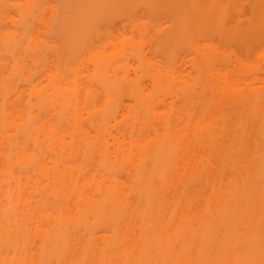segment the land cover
<instances>
[{"label": "bare ground", "instance_id": "6f19581e", "mask_svg": "<svg viewBox=\"0 0 264 264\" xmlns=\"http://www.w3.org/2000/svg\"><path fill=\"white\" fill-rule=\"evenodd\" d=\"M136 5L169 17L159 46L191 56L159 67L142 48L140 70L108 64L99 23ZM226 8L47 0L40 15L37 0H0V264H264V91L247 80L264 81V44L248 45L255 64L195 41ZM254 14L263 24V0ZM50 31L95 63L53 76Z\"/></svg>", "mask_w": 264, "mask_h": 264}, {"label": "rangeland", "instance_id": "374dc122", "mask_svg": "<svg viewBox=\"0 0 264 264\" xmlns=\"http://www.w3.org/2000/svg\"><path fill=\"white\" fill-rule=\"evenodd\" d=\"M13 1L18 2L19 0ZM37 1L40 4L38 13L41 15L45 10L47 0ZM255 2L256 0H225L227 18L222 29L218 26L211 27L210 30L207 29V33L198 36V40L195 41L202 45L211 44L214 48L225 53L232 63L245 60L246 62L259 64L257 55L248 53L249 44L257 49H261L264 44V23H254ZM52 4L55 8H58L60 7V0H52ZM151 13L150 8L136 5L132 8L125 7L118 10L112 20L102 19L100 21L99 27L103 33V42H116L114 47L107 49L108 53L115 55L108 64H117L120 61L126 64L131 71L140 70L139 64H147L138 59L137 52L142 48L146 50L149 64H156L159 67L165 64H174L175 57L187 56L188 58L191 56L189 45L182 40L174 39L159 46V40L170 28L171 22L166 14L152 17ZM32 22L39 25L37 19H32ZM137 22H139L141 30L136 28ZM120 27L121 29L118 30ZM157 27H163L164 30L158 31ZM43 37L51 43L52 49L45 52L40 64H44V67L49 64V72L62 81L74 79L72 70L75 66L95 63L94 61L83 62L84 56L74 57L67 48L64 39L51 31ZM135 41L138 42V45L135 49H132L131 44ZM99 59L102 60L103 56L101 55ZM144 69H147V67ZM84 71L85 75L90 74L88 66H84ZM44 75L40 72L33 75V78L37 79V83L42 82V86L46 85L45 93L53 92L54 81L51 78H45ZM247 80L259 91H264V81L253 79V77Z\"/></svg>", "mask_w": 264, "mask_h": 264}]
</instances>
